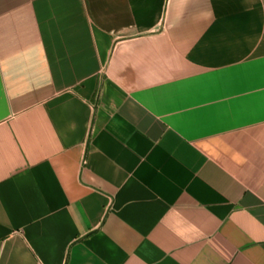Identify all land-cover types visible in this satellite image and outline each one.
Segmentation results:
<instances>
[{
    "label": "crops",
    "instance_id": "crops-1",
    "mask_svg": "<svg viewBox=\"0 0 264 264\" xmlns=\"http://www.w3.org/2000/svg\"><path fill=\"white\" fill-rule=\"evenodd\" d=\"M0 264H264V0H0Z\"/></svg>",
    "mask_w": 264,
    "mask_h": 264
}]
</instances>
